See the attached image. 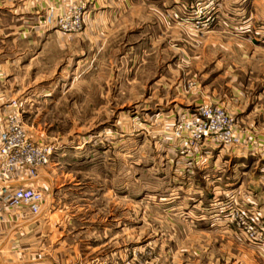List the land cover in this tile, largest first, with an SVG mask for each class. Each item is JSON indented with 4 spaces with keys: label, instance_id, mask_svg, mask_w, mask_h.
Segmentation results:
<instances>
[{
    "label": "rangeland",
    "instance_id": "1",
    "mask_svg": "<svg viewBox=\"0 0 264 264\" xmlns=\"http://www.w3.org/2000/svg\"><path fill=\"white\" fill-rule=\"evenodd\" d=\"M20 2L0 14V130L18 114L52 156L39 215L0 222V264L259 263L236 221L259 211L249 179L173 130L221 104L264 172V0Z\"/></svg>",
    "mask_w": 264,
    "mask_h": 264
},
{
    "label": "built area",
    "instance_id": "2",
    "mask_svg": "<svg viewBox=\"0 0 264 264\" xmlns=\"http://www.w3.org/2000/svg\"><path fill=\"white\" fill-rule=\"evenodd\" d=\"M180 147L192 157H200L208 147H242L246 137L236 128L234 117L225 106L213 102L200 104L180 118L173 130ZM52 146L29 136L18 114H13L0 130V222L13 209L38 215L45 192L34 184L40 169L49 164ZM237 225L260 249H264V227L257 218L242 210Z\"/></svg>",
    "mask_w": 264,
    "mask_h": 264
},
{
    "label": "crops",
    "instance_id": "3",
    "mask_svg": "<svg viewBox=\"0 0 264 264\" xmlns=\"http://www.w3.org/2000/svg\"><path fill=\"white\" fill-rule=\"evenodd\" d=\"M31 5V4H30ZM26 4L27 6H30ZM22 4L20 2V0H0V14H5L4 10H9L14 12L15 14H20L21 8H22ZM1 67V66H0ZM250 147V146H249ZM224 154V155H228L227 157V162H228V169H232V173L231 175H234L235 177H239L238 179L241 180L239 183H241L240 185H242L244 183V180L249 179L248 181V187L251 188L252 191H255L256 197L254 199H252L253 201L256 202L257 205H254L253 207H257L258 208V214L255 215L258 216L259 218L262 217L263 218V222H264V172H262V168L260 167L259 170L256 169L258 168L257 164H253L255 166H252V168L255 170H253L251 168V166H247L246 162L243 158L247 157V155L254 154L255 152L250 151V149L247 148H238V147H225L223 146L220 149L219 154ZM209 155V154H208ZM207 155V156H208ZM232 156L235 157H243L241 160L237 161V162H233V164H230V160H232ZM243 169L242 171L240 170V168ZM230 176H228V181L230 182ZM238 180V181H239ZM247 181V180H246ZM249 196V195H248ZM250 197V196H249ZM254 204V203H253ZM17 210V209H16ZM19 213L16 214V216H20L22 211L17 210ZM16 213V211H13ZM39 215V214H38ZM38 215H32L31 218H35ZM1 226H0V231H1ZM12 229V227L10 228ZM10 229L8 230V233L10 232ZM7 233V235H8ZM2 257V256H1ZM0 257V263L2 262V258ZM260 260L259 263L257 264H264V254L263 252H260L259 254Z\"/></svg>",
    "mask_w": 264,
    "mask_h": 264
}]
</instances>
